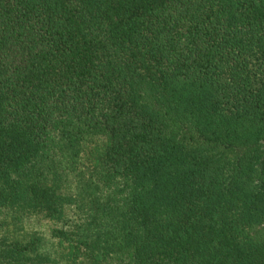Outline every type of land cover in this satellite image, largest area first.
I'll use <instances>...</instances> for the list:
<instances>
[{
    "label": "trees",
    "instance_id": "16d2710c",
    "mask_svg": "<svg viewBox=\"0 0 264 264\" xmlns=\"http://www.w3.org/2000/svg\"><path fill=\"white\" fill-rule=\"evenodd\" d=\"M0 264H264V0H0Z\"/></svg>",
    "mask_w": 264,
    "mask_h": 264
},
{
    "label": "rangeland",
    "instance_id": "374dc122",
    "mask_svg": "<svg viewBox=\"0 0 264 264\" xmlns=\"http://www.w3.org/2000/svg\"><path fill=\"white\" fill-rule=\"evenodd\" d=\"M36 226L45 234H48L51 228L53 227L52 223L48 222L47 220L38 222Z\"/></svg>",
    "mask_w": 264,
    "mask_h": 264
}]
</instances>
